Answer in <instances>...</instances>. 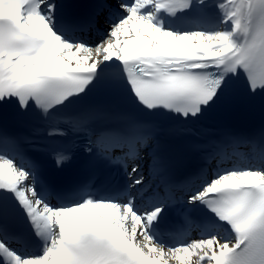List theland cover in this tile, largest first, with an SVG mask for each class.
<instances>
[{
  "label": "snow or ice",
  "instance_id": "snow-or-ice-1",
  "mask_svg": "<svg viewBox=\"0 0 264 264\" xmlns=\"http://www.w3.org/2000/svg\"><path fill=\"white\" fill-rule=\"evenodd\" d=\"M43 3L0 0V100L15 97L21 108L33 100L47 112L83 91L100 65L113 59L122 63L146 107L184 115H196L223 80L197 69H243L252 92L264 86V0H223L219 7L231 30L211 33H176L155 22V12L174 13L192 0H122L127 15L95 46L65 41L51 26L54 5H47L46 14ZM68 158L56 154L57 164ZM29 179L27 171L0 156V189L17 197L48 243L42 255L22 256L0 241V264H264V171L225 172L189 198L207 203L231 228L232 240L213 235L167 248L148 234L162 208L141 215L131 201L91 198L53 208L38 198ZM142 181L141 176L133 183Z\"/></svg>",
  "mask_w": 264,
  "mask_h": 264
},
{
  "label": "bare ground",
  "instance_id": "bare-ground-1",
  "mask_svg": "<svg viewBox=\"0 0 264 264\" xmlns=\"http://www.w3.org/2000/svg\"><path fill=\"white\" fill-rule=\"evenodd\" d=\"M52 1L51 0H44V3L41 5V10L48 14V11H47V5L48 4H52L51 3ZM223 3V0H203V4L206 5V6H209L211 8H214V9H217L219 11V16H220V19L217 20L219 22L218 23V27H214L215 29L214 30H210L209 28L208 29H196V30H192V31H189V32H194V31H201V32H206V33H211V32H215V31H219V30H225V31H230L231 30V22L228 21L227 23H225V16H224V12L223 10L219 7V5ZM150 10V9H149ZM117 12V13H116ZM116 12H114V14H112V17L110 15L107 14V17L110 18L109 20V23H105L103 24L104 22H102L100 24V30L106 34H108L109 30H110V27L113 23L117 22L119 19L123 18L124 16L127 15V12L124 8H122L121 11L117 10ZM50 16V14H48ZM105 21V20H103ZM216 21V20H214ZM50 22H51V26L52 28L54 27V22H53V19L51 18L50 16ZM155 22L157 23H160L162 25V27L164 29L167 30V28L164 26L165 24V21L164 19H161L160 18V14L159 12H155ZM211 28V27H210ZM180 33H185V32H180ZM74 44V43H73ZM93 46V45H91ZM118 60H115L113 59L112 61H105L103 62L102 64H111L113 62H116ZM101 64V65H102ZM147 183H145L146 185ZM144 197H146V195H144ZM138 214V213H137ZM220 239H223V240H232L233 238H224V237H218Z\"/></svg>",
  "mask_w": 264,
  "mask_h": 264
},
{
  "label": "rangeland",
  "instance_id": "rangeland-1",
  "mask_svg": "<svg viewBox=\"0 0 264 264\" xmlns=\"http://www.w3.org/2000/svg\"><path fill=\"white\" fill-rule=\"evenodd\" d=\"M98 44V43H97ZM94 46H95V44H94Z\"/></svg>",
  "mask_w": 264,
  "mask_h": 264
}]
</instances>
